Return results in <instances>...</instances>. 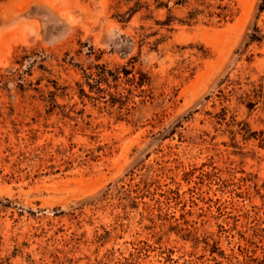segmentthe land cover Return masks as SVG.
Here are the masks:
<instances>
[{"label":"rangeland","instance_id":"1","mask_svg":"<svg viewBox=\"0 0 264 264\" xmlns=\"http://www.w3.org/2000/svg\"><path fill=\"white\" fill-rule=\"evenodd\" d=\"M0 264H264V0H0Z\"/></svg>","mask_w":264,"mask_h":264}]
</instances>
